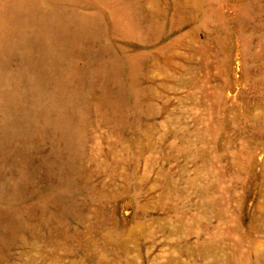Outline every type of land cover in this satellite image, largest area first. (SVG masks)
Masks as SVG:
<instances>
[{
  "label": "rangeland",
  "instance_id": "374dc122",
  "mask_svg": "<svg viewBox=\"0 0 264 264\" xmlns=\"http://www.w3.org/2000/svg\"><path fill=\"white\" fill-rule=\"evenodd\" d=\"M0 264H264V0H0Z\"/></svg>",
  "mask_w": 264,
  "mask_h": 264
},
{
  "label": "bare ground",
  "instance_id": "6f19581e",
  "mask_svg": "<svg viewBox=\"0 0 264 264\" xmlns=\"http://www.w3.org/2000/svg\"><path fill=\"white\" fill-rule=\"evenodd\" d=\"M35 31H37V32L35 33V35L33 37V41H35V42L40 41L42 43L43 39L45 38V33L41 29H39V30L36 29ZM24 34H25V31H21L19 33V36H24ZM27 179H28L27 171L23 170L18 185L23 186L26 183Z\"/></svg>",
  "mask_w": 264,
  "mask_h": 264
}]
</instances>
